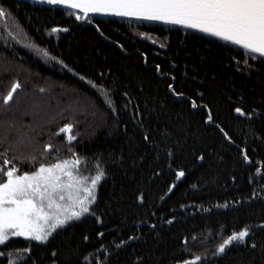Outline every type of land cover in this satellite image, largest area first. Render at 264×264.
Here are the masks:
<instances>
[{
    "label": "trees",
    "instance_id": "16d2710c",
    "mask_svg": "<svg viewBox=\"0 0 264 264\" xmlns=\"http://www.w3.org/2000/svg\"><path fill=\"white\" fill-rule=\"evenodd\" d=\"M0 3L8 13L0 17V130L21 121L36 129L34 148L25 152L34 151L38 160L18 164L20 174L73 153L84 175L95 173L100 162L107 172L90 213L58 229L45 244L11 238L0 245L6 253L0 264H8L9 252L15 264H51L53 250L57 264H182L197 256L196 264H264V231L258 227L264 223V143L252 134L255 128L264 137L261 58L179 25L107 15L77 21L82 14L63 6ZM87 80L114 93L116 112ZM16 81L22 90L5 105L3 97ZM169 83L189 99L173 98ZM193 99L210 104L233 142L205 123L207 110L193 109ZM236 106L258 115L251 121L237 117ZM68 123L74 126L68 135L77 136L71 145L65 133L55 135ZM147 131L151 142L143 140ZM48 143L53 148L40 157ZM6 147L0 144V153ZM242 149L251 164L243 161ZM15 154L9 152V158ZM178 170L185 176L176 181ZM245 226L255 233L257 248L245 238L218 254V245ZM23 248L30 254L16 253Z\"/></svg>",
    "mask_w": 264,
    "mask_h": 264
},
{
    "label": "snow or ice",
    "instance_id": "6c2138e0",
    "mask_svg": "<svg viewBox=\"0 0 264 264\" xmlns=\"http://www.w3.org/2000/svg\"><path fill=\"white\" fill-rule=\"evenodd\" d=\"M39 2L79 10L82 15L75 16L77 21L85 19L90 21L89 14H102L180 25L229 42L242 48L244 54L251 56L253 60L259 57L264 61V0H39ZM6 14H8L7 9L3 3H0V17H4ZM73 14L69 13V15ZM57 31V28L52 29V32ZM63 31L67 32L68 29L65 28ZM122 47L123 45H121ZM161 47H165V45L162 44ZM52 59L55 60L56 57H52ZM59 63L69 72L72 71L63 60H60ZM155 69L157 72H161L159 64L155 65ZM80 79L85 80V77L81 76ZM171 80L175 81L176 77L171 76ZM87 84L99 91L104 98V103L113 112L117 111L113 99L114 93H110V90L92 80H87ZM22 87L19 81L14 82L3 97L4 104L9 105L10 102H13L14 94L22 90ZM167 88L173 98L189 99L184 92L177 91L174 83H169ZM45 91L44 88L39 89L41 93ZM124 96L129 97L130 93L125 91ZM199 97L203 100L204 94L199 93ZM36 107L38 108L39 105ZM124 107L127 108L128 104L126 103ZM191 107L206 109L205 123L215 125L227 141L233 142L224 127L216 123L213 108L209 103L198 104L193 99ZM234 112L237 117H246L250 121L258 115L256 109L246 111L243 106L234 107ZM73 129V124L68 123L59 128L55 135L66 131L72 132ZM35 132L34 127L24 124L23 121L19 125L6 123L0 130V144L7 145L0 153V158H2L0 159V177H2L0 178V245H4L13 237H23L41 244L47 243L58 229L91 212L90 206L97 199L95 190L107 175L103 162L97 164L95 175H81L82 161L75 153H73V158L57 159L54 163L41 162L34 171H25L20 174L18 164L30 162L35 165L38 160L34 151L25 152L26 149L34 148ZM252 134L255 139L264 143V137L257 133L255 128L252 129ZM76 139L77 136L74 134L66 136L68 145H71ZM143 140L151 142L150 131L145 132ZM52 148L51 143L45 144L44 150L39 156L44 157ZM9 152L16 154L9 158ZM241 154L245 163H252L246 149H242ZM168 155L170 156L171 153L169 152ZM198 159L203 161L204 156L200 155ZM256 172L261 173V169L256 167ZM184 176L183 170L175 172L176 181ZM176 186V183L169 185L167 191L171 193ZM138 200L141 203L144 202L143 193L139 195ZM46 208L49 210L55 208L56 211H46ZM168 223L171 224L172 220H169ZM152 227L154 228L155 225ZM258 227L264 231V223ZM98 235L102 237L104 233L101 232ZM254 235L255 233L249 226H245L240 231H233L218 245L216 251L218 254L224 253L226 246L232 245L233 242H244L245 238L251 240L250 247L256 249L257 243L253 239ZM129 239H136V237L130 236ZM84 240L87 241L88 237L85 236ZM124 243L125 241L122 240L121 245ZM15 251L17 254H30L31 249L23 248ZM5 255V252L0 251V256ZM7 255L10 257L8 264H15L11 258L13 253L9 252ZM51 257V264H57L58 253L55 250L51 252ZM17 259H19V255H17ZM198 261H201L200 256H197L195 261L183 260L182 264H196ZM25 264L28 262L26 261Z\"/></svg>",
    "mask_w": 264,
    "mask_h": 264
},
{
    "label": "rangeland",
    "instance_id": "374dc122",
    "mask_svg": "<svg viewBox=\"0 0 264 264\" xmlns=\"http://www.w3.org/2000/svg\"><path fill=\"white\" fill-rule=\"evenodd\" d=\"M68 133H69V132H67V131L65 132L66 135H68ZM64 159H67V158H61L60 160H64ZM68 159H70V158H68ZM80 174H81V175H84V174L82 173V164H81V171H80ZM92 175H95V173H90V174H88L87 176H92ZM97 187H98V186H97ZM96 189H97V188H96ZM95 191H96V190H95ZM57 202H60V201H57ZM60 203H62V202H60ZM91 206H92V205H91ZM91 206H90V207H91ZM45 210H46V211H56L55 208H53V209H51V210H49V209L46 208ZM80 219H81V218H80Z\"/></svg>",
    "mask_w": 264,
    "mask_h": 264
},
{
    "label": "water",
    "instance_id": "95a60500",
    "mask_svg": "<svg viewBox=\"0 0 264 264\" xmlns=\"http://www.w3.org/2000/svg\"><path fill=\"white\" fill-rule=\"evenodd\" d=\"M32 1H35V2H38L39 3V0H32ZM44 4H46V3H44ZM55 6H57V5H55ZM74 11H76V12H79V13H81L79 10H74ZM82 14V13H81ZM89 15H92V16H94V15H102V14H89ZM102 16H105V15H102ZM107 16H112V15H107ZM113 17H116V16H113ZM119 17V16H118ZM121 18H125V19H127V17H121ZM130 19H134V18H130ZM160 23V22H159ZM180 26V25H179Z\"/></svg>",
    "mask_w": 264,
    "mask_h": 264
}]
</instances>
